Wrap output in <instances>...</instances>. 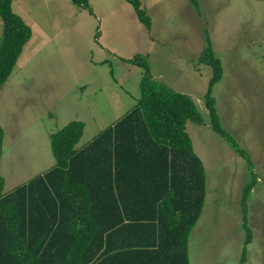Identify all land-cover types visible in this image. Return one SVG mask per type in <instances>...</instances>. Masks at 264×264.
<instances>
[{"label":"rangeland","instance_id":"1","mask_svg":"<svg viewBox=\"0 0 264 264\" xmlns=\"http://www.w3.org/2000/svg\"><path fill=\"white\" fill-rule=\"evenodd\" d=\"M88 1L92 12L71 0H12L31 36L0 87L5 191L54 163L50 132L82 120L80 146L129 109L142 68L125 58L146 54L152 76L190 94L205 120L185 128L207 190L190 263L239 264L245 248L244 264H264V0H197L199 9L190 0H141L149 28L126 0ZM2 30L0 18V37ZM207 34L223 70L211 90L220 124L248 152L251 170L209 125L203 95L211 67L198 61ZM251 179L245 243L241 196Z\"/></svg>","mask_w":264,"mask_h":264},{"label":"trees","instance_id":"2","mask_svg":"<svg viewBox=\"0 0 264 264\" xmlns=\"http://www.w3.org/2000/svg\"><path fill=\"white\" fill-rule=\"evenodd\" d=\"M71 1L92 12L88 0ZM126 1L149 28L141 0ZM11 5L0 0V87L31 36ZM125 60L142 68L140 95L129 109L79 147L82 120L52 131L54 164L7 192L0 174V264H189L188 236L202 211L206 175L185 123L205 120L190 94L152 76L146 54ZM198 61L211 67L203 95L209 125L251 170L248 152L220 124L211 90L223 70L208 34ZM3 133L0 124V154ZM253 185L249 180L241 196L245 243Z\"/></svg>","mask_w":264,"mask_h":264},{"label":"crops","instance_id":"3","mask_svg":"<svg viewBox=\"0 0 264 264\" xmlns=\"http://www.w3.org/2000/svg\"><path fill=\"white\" fill-rule=\"evenodd\" d=\"M173 89V88H172ZM121 116V115H120ZM118 118V117H117ZM116 118V119H117ZM115 119V120H116ZM188 121V120H187ZM187 121H186V123H185V128H186V124H187ZM2 126V125H1ZM3 127V126H2ZM3 132H4V128H3ZM5 133V132H4ZM4 133H3V137H4ZM51 133V132H50ZM50 133H49V135H50ZM189 134V133H188ZM189 136H190V138H191V141H192V136L189 134ZM81 146V145H80ZM77 147H79V146H77ZM192 147H193V142H192ZM193 150L195 151V149H194V147H193ZM195 153L201 158V156L198 154V152H196L195 151ZM4 154H6V149H5V146H4V140L2 139V151H1V154H0V164H1V162H3V160H2V158H3V155ZM201 160H202V158H201ZM55 162V161H54ZM202 162H203V160H202ZM54 164V163H53ZM52 163L48 166V167H46V168H43L42 170H41V172H43V171H45L46 169H48L50 166H52L53 165ZM41 172H39V173H41ZM0 174L3 176V179H4V184H5V181H6V177L1 173V171H0ZM36 174H38V173H35V174H33L32 176H34V175H36ZM31 176V177H32ZM31 177H29V178H31ZM7 178H8V176H7ZM28 178V179H29ZM27 179V180H28ZM26 180V181H27ZM25 181V182H26ZM22 183H24V182H22ZM19 184H21V183H19ZM14 186H16V185H18L17 183L16 184H13ZM3 192H6L5 191V189H4V186H3ZM206 194H207V190H206V192H205V197H204V201H205V198H206ZM203 210V209H202ZM201 218H202V211H201V213H200V215H199V217H198V219H197V221L195 222V224H194V226H193V228L191 229V231L189 232V236H188V259H189V264H191L190 263V240H189V237H190V233L192 232V230L194 229V228H196V226L198 225V223L200 222V220H201ZM201 258H204V255H202L201 256Z\"/></svg>","mask_w":264,"mask_h":264}]
</instances>
